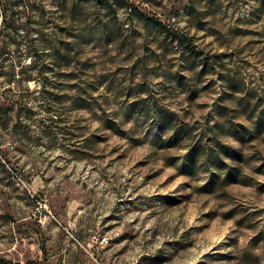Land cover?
<instances>
[{
    "label": "rangeland",
    "instance_id": "obj_1",
    "mask_svg": "<svg viewBox=\"0 0 264 264\" xmlns=\"http://www.w3.org/2000/svg\"><path fill=\"white\" fill-rule=\"evenodd\" d=\"M0 116V262L264 264V0H0ZM216 122L207 192L172 139Z\"/></svg>",
    "mask_w": 264,
    "mask_h": 264
},
{
    "label": "trees",
    "instance_id": "obj_2",
    "mask_svg": "<svg viewBox=\"0 0 264 264\" xmlns=\"http://www.w3.org/2000/svg\"><path fill=\"white\" fill-rule=\"evenodd\" d=\"M137 13L136 10H134ZM7 10L2 13L3 21L7 19ZM138 15L144 22L150 24L160 32L170 30L160 22L153 18L147 17L145 14L138 12ZM1 121V116H0ZM1 123V122H0ZM7 126V123L0 124V128ZM223 137H240L244 138V134H240L237 129L226 128L224 124L214 123L208 130L205 142L203 139L193 140L190 135L174 131L172 142L183 143L185 151L179 159L174 160L175 167L180 174L194 176L198 167H202L206 173L207 179L203 184V189L207 192L213 191L218 184H236L247 183V176L243 172L244 155L242 152L233 148L229 143L222 140ZM0 264H15L10 261H3ZM24 264H47L44 260L32 261Z\"/></svg>",
    "mask_w": 264,
    "mask_h": 264
},
{
    "label": "built area",
    "instance_id": "obj_3",
    "mask_svg": "<svg viewBox=\"0 0 264 264\" xmlns=\"http://www.w3.org/2000/svg\"><path fill=\"white\" fill-rule=\"evenodd\" d=\"M103 239H104L105 242H108V239L106 237H103Z\"/></svg>",
    "mask_w": 264,
    "mask_h": 264
}]
</instances>
